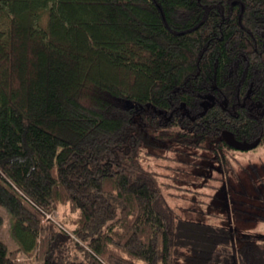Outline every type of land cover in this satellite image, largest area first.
Returning <instances> with one entry per match:
<instances>
[{"label": "trees", "instance_id": "16d2710c", "mask_svg": "<svg viewBox=\"0 0 264 264\" xmlns=\"http://www.w3.org/2000/svg\"><path fill=\"white\" fill-rule=\"evenodd\" d=\"M227 132L264 145V0H0V205L36 250L0 264H264L149 168Z\"/></svg>", "mask_w": 264, "mask_h": 264}, {"label": "rangeland", "instance_id": "374dc122", "mask_svg": "<svg viewBox=\"0 0 264 264\" xmlns=\"http://www.w3.org/2000/svg\"><path fill=\"white\" fill-rule=\"evenodd\" d=\"M225 138L231 145L220 153L213 146L191 149L168 160L175 168L154 158L149 168L164 172V182L171 184L165 188L167 201L182 217L226 223L241 233H264V145L250 147L230 132ZM63 212L62 207L47 217L59 220ZM0 213L5 219L0 238L10 249L20 248L21 258L27 259L33 247L23 242L9 210L0 205Z\"/></svg>", "mask_w": 264, "mask_h": 264}, {"label": "built area", "instance_id": "2783aa9c", "mask_svg": "<svg viewBox=\"0 0 264 264\" xmlns=\"http://www.w3.org/2000/svg\"><path fill=\"white\" fill-rule=\"evenodd\" d=\"M48 216H49V214H48Z\"/></svg>", "mask_w": 264, "mask_h": 264}]
</instances>
